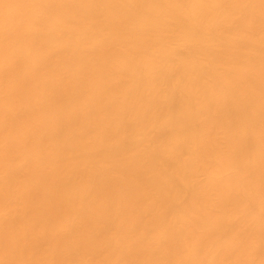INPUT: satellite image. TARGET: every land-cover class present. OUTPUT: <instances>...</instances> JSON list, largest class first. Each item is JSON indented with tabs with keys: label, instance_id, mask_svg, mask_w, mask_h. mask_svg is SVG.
Returning <instances> with one entry per match:
<instances>
[{
	"label": "bare ground",
	"instance_id": "1",
	"mask_svg": "<svg viewBox=\"0 0 264 264\" xmlns=\"http://www.w3.org/2000/svg\"><path fill=\"white\" fill-rule=\"evenodd\" d=\"M0 264H264V0H0Z\"/></svg>",
	"mask_w": 264,
	"mask_h": 264
}]
</instances>
